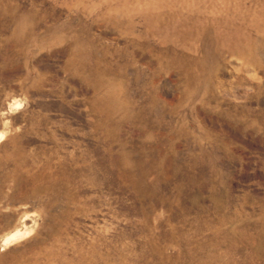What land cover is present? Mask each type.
<instances>
[{"label":"rangeland","instance_id":"obj_1","mask_svg":"<svg viewBox=\"0 0 264 264\" xmlns=\"http://www.w3.org/2000/svg\"><path fill=\"white\" fill-rule=\"evenodd\" d=\"M0 264H264V0H0Z\"/></svg>","mask_w":264,"mask_h":264}]
</instances>
